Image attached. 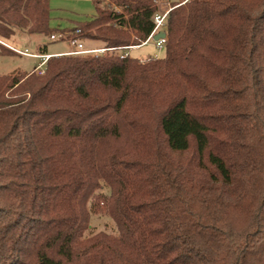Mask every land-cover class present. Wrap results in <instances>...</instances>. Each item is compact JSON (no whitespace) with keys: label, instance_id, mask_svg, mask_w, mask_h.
Segmentation results:
<instances>
[{"label":"trees","instance_id":"obj_1","mask_svg":"<svg viewBox=\"0 0 264 264\" xmlns=\"http://www.w3.org/2000/svg\"><path fill=\"white\" fill-rule=\"evenodd\" d=\"M184 1L163 58L0 75V264H264V0ZM159 5L99 0L61 30L49 0H0V39L142 46ZM97 213L116 234L86 235Z\"/></svg>","mask_w":264,"mask_h":264},{"label":"rangeland","instance_id":"obj_2","mask_svg":"<svg viewBox=\"0 0 264 264\" xmlns=\"http://www.w3.org/2000/svg\"><path fill=\"white\" fill-rule=\"evenodd\" d=\"M99 0H49L51 8V28L53 29H69L75 24L86 23L93 20L95 17V2ZM160 11H165L173 2L181 3L182 0H159ZM185 2V1H184ZM4 44L15 47L19 51L25 49L31 53H42L44 45H48V52L45 55L67 54L72 51L73 46L70 42H51L50 38L42 35H32L27 32L17 33L11 41L1 40ZM86 40H84L85 42ZM95 42L87 40V44ZM96 47H104L102 43L95 42ZM6 47V46H5ZM142 49L130 50L132 58H137L141 61H146L150 57L163 58L165 56V48H158L152 40L148 45L142 46ZM40 63L39 59L16 56L0 51V75L21 73V71L30 72ZM189 156V155H188ZM105 233L116 234V226L114 221L106 213H97L91 216L90 230L87 236Z\"/></svg>","mask_w":264,"mask_h":264},{"label":"built area","instance_id":"obj_3","mask_svg":"<svg viewBox=\"0 0 264 264\" xmlns=\"http://www.w3.org/2000/svg\"><path fill=\"white\" fill-rule=\"evenodd\" d=\"M172 10V7L170 6L168 9L165 11H160L154 16V24H155V29L152 34V36L149 38V40L143 45L147 44L150 40H153V38L160 34V33H165L166 37L165 38H160L159 40L155 41V44L158 48L164 47L167 41V19L169 17V13ZM60 39V35H54L50 37V41H56ZM71 45L73 46L72 51L67 53L66 55H88V54H96V55H107V54H114V55H122V56H128L129 55V50L134 49V48H139L140 46H134V47H128L125 49L121 48H97V49H87L84 46V40H73L70 41ZM0 44L6 46L7 48L11 49L15 53L21 55V56H26V57H31L35 59H39L40 63L38 66L35 67V71L39 75H43L45 73V68L48 60L53 57L54 55H45L41 53H31L30 50L25 49L24 51H19L15 47L8 46L4 44L3 42L0 41ZM56 56H62V55H56Z\"/></svg>","mask_w":264,"mask_h":264},{"label":"crops","instance_id":"obj_4","mask_svg":"<svg viewBox=\"0 0 264 264\" xmlns=\"http://www.w3.org/2000/svg\"><path fill=\"white\" fill-rule=\"evenodd\" d=\"M184 2V0H182L181 1V3H183ZM95 15H96V13H95ZM154 40V39H153ZM152 40H150L148 43H150ZM155 42V41H154ZM95 42H93V44H94ZM148 43L147 44H145V45H142V46H146V45H148ZM91 42L89 43V44H87V40L84 42V46H85V48H87V49H97V48H101V47H96V46H94ZM142 46H140L139 48H134V49H142L143 47ZM103 48V47H102ZM134 49H131V50H134ZM130 51V50H129ZM128 51V52H129ZM47 52H48V49H47ZM50 55H52V54H50ZM57 55H62V54H57ZM129 55L131 56V53L129 52ZM150 58H152V57H150ZM149 58V59H150ZM149 59H147V60H149ZM146 60V61H147ZM141 61V60H140ZM142 62H144V61H142Z\"/></svg>","mask_w":264,"mask_h":264},{"label":"water","instance_id":"obj_5","mask_svg":"<svg viewBox=\"0 0 264 264\" xmlns=\"http://www.w3.org/2000/svg\"><path fill=\"white\" fill-rule=\"evenodd\" d=\"M165 37H166L165 33H160V34L156 35L153 39H154V41H157L160 38H165Z\"/></svg>","mask_w":264,"mask_h":264}]
</instances>
